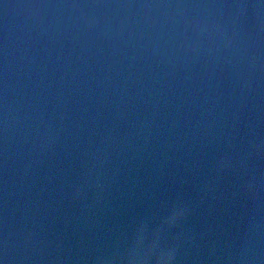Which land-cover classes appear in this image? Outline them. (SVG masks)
Listing matches in <instances>:
<instances>
[{
    "label": "water",
    "instance_id": "water-1",
    "mask_svg": "<svg viewBox=\"0 0 264 264\" xmlns=\"http://www.w3.org/2000/svg\"><path fill=\"white\" fill-rule=\"evenodd\" d=\"M160 250L264 264V0H0V264Z\"/></svg>",
    "mask_w": 264,
    "mask_h": 264
},
{
    "label": "clouds",
    "instance_id": "clouds-1",
    "mask_svg": "<svg viewBox=\"0 0 264 264\" xmlns=\"http://www.w3.org/2000/svg\"><path fill=\"white\" fill-rule=\"evenodd\" d=\"M182 213L174 210L172 214L168 217L166 221V225H171L175 222L177 217L181 215ZM164 227V225H162ZM156 248V244L153 243V245L148 249V253L150 254L154 249ZM129 259L133 262L137 259L135 255H130ZM145 261L150 259V255H145L143 258ZM174 261V254L171 250H160L158 255L156 256L155 260L153 261V264H173Z\"/></svg>",
    "mask_w": 264,
    "mask_h": 264
}]
</instances>
